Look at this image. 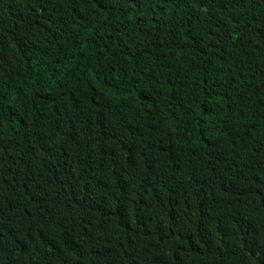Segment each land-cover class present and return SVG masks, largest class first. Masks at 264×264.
<instances>
[{
    "label": "trees",
    "instance_id": "trees-1",
    "mask_svg": "<svg viewBox=\"0 0 264 264\" xmlns=\"http://www.w3.org/2000/svg\"><path fill=\"white\" fill-rule=\"evenodd\" d=\"M0 264H264V0H0Z\"/></svg>",
    "mask_w": 264,
    "mask_h": 264
}]
</instances>
